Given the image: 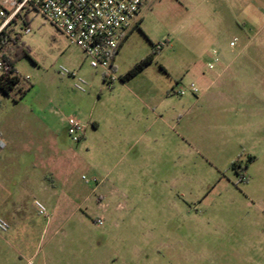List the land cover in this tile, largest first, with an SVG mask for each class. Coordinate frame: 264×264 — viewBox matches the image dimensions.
Instances as JSON below:
<instances>
[{
	"label": "rangeland",
	"instance_id": "374dc122",
	"mask_svg": "<svg viewBox=\"0 0 264 264\" xmlns=\"http://www.w3.org/2000/svg\"><path fill=\"white\" fill-rule=\"evenodd\" d=\"M248 5L253 24L242 31ZM137 24L115 56L113 82L40 16L18 17L1 36L12 43H0V59L1 49L14 54L20 82L9 96L0 90V191L5 198L10 191L34 229L0 237V264H264V92L256 89L251 116L238 118L230 67L223 87L207 95L227 101L217 109L194 103L207 92L189 72L197 62L210 76L216 70L206 64L217 55L264 54V0H158ZM150 55V65L122 81ZM255 62L264 68V58ZM60 67L85 79L86 93ZM260 77L252 76L258 85ZM147 95L159 100L155 113L164 121L152 132L137 120ZM14 100L32 112L15 110ZM46 105L84 123L86 140L73 143L67 129L45 133ZM12 117L13 127L4 123ZM143 130L152 140L140 138Z\"/></svg>",
	"mask_w": 264,
	"mask_h": 264
},
{
	"label": "built area",
	"instance_id": "2783aa9c",
	"mask_svg": "<svg viewBox=\"0 0 264 264\" xmlns=\"http://www.w3.org/2000/svg\"><path fill=\"white\" fill-rule=\"evenodd\" d=\"M154 0H6L1 8L0 33L10 27L15 20L30 15L40 16L51 24L58 33L83 53L90 67L101 69L107 82L116 80L113 74V62L117 51L123 44L130 30L136 25L141 10ZM30 32L29 28L24 31ZM234 46V43H231ZM209 68H213L209 65ZM59 74L74 79L73 88L86 93L88 82L82 77L60 67ZM11 68L0 59V77L13 78ZM190 92L197 93L194 84ZM180 91L179 95H183ZM67 133L73 143H80L85 135L86 125L74 116L64 117ZM5 147L0 141V151ZM85 179V177H83ZM38 215L47 217V208L35 201ZM98 226L104 225L102 218L96 221ZM9 231L8 223L0 219V234Z\"/></svg>",
	"mask_w": 264,
	"mask_h": 264
},
{
	"label": "crops",
	"instance_id": "0c3cea01",
	"mask_svg": "<svg viewBox=\"0 0 264 264\" xmlns=\"http://www.w3.org/2000/svg\"><path fill=\"white\" fill-rule=\"evenodd\" d=\"M6 0H0V5L5 2ZM158 0H154L152 3L147 4L146 6L143 7V9L140 12V15L137 18L136 24L141 20L142 12L145 9L151 8L154 3ZM252 8L248 5L244 11L242 12L241 18L238 21L237 25L239 28L242 29V31L245 30V28L249 25L253 24V18L250 16L251 15ZM9 28V27H8ZM7 29H5V34L7 33ZM8 39L6 42L3 44V46L7 45V43H12L11 42V37L8 36ZM234 47V46H233ZM2 48V47H1ZM1 55L4 57H12L13 53L8 55L5 52H2L1 49ZM264 58V54H253L251 52H238L234 54L231 58H229L227 55H217L215 59L210 60L207 62L206 66L208 67L209 65H212L213 68H210L211 70H216L215 72H210V76L206 75L205 73H201L198 70V63L192 64V67H190L189 72H192L195 76H197V81L200 83L201 87L204 89V92H207L205 95L201 96L200 98L194 100V103H200V102H208L211 105L209 106L210 108L216 107V109L222 105V103H227V101L223 100L220 95L214 96L215 98H208L211 90H218L222 88V84H220L219 80L221 78V75L227 71V69L230 67L232 71V75L235 77L236 82H234L231 85V90H232V96H231V101L230 103L233 105L232 112H234L235 116L240 118H246L251 116V108L255 106L256 103V98H255V92L256 89H260V91L264 92V68L259 67L258 63L255 62V60L258 58ZM117 57V56H116ZM113 62V68L115 64V60ZM230 59V61L228 60ZM215 63L218 65L216 66ZM219 67V68H218ZM16 69V68H15ZM209 69V68H208ZM209 70V71H211ZM17 72V71H16ZM254 74H257L260 77L258 80H260V84H256L254 80H257L256 78H252ZM104 78V77H103ZM254 79V80H253ZM105 80V79H104ZM15 89V88H13ZM12 89V90H13ZM12 92V91H11ZM146 92L150 93L148 89H146ZM27 93V92H26ZM22 96L21 99H23L26 95ZM10 94V93H9ZM208 95V97H207ZM148 99H142L139 102V109H140V114L137 117V120L139 121L138 123H142L144 126V122L146 121V127L149 132H152L153 129L156 127L157 123L160 121H163V117L159 116L155 112L159 108V100L150 98L149 95H147ZM207 97V98H206ZM208 100V101H207ZM14 109L19 108L22 106V109L25 112H32L31 109L27 105L23 104H18L16 100H14ZM229 102V101H228ZM191 104V103H190ZM155 108V110H154ZM16 110V109H15ZM14 110V111H15ZM191 110H188V113H190ZM221 113V112H220ZM41 115V120L43 127H45L46 132L48 134H54L58 133L62 129H67L66 124L64 122V117L59 116L58 110L56 107L48 106L46 105L45 107L40 110ZM219 112L216 110L215 115H218ZM220 115V114H219ZM175 115L173 114L172 116L168 117L169 119L174 120ZM89 124L92 125L93 130H98L100 128L99 121L88 119ZM15 118L12 117L11 119L8 118L6 122L4 123H9L11 124V127L14 126L15 124ZM141 126V128H142ZM5 128V126H4ZM3 128V130H5ZM1 129V127H0ZM131 128L129 126H125L124 131L129 132ZM86 132V131H85ZM5 133V131H4ZM146 135L145 131L143 130L141 133L140 138H142ZM153 134V133H152ZM7 135V134H6ZM147 136V135H146ZM145 139L149 142L152 140L150 139L149 136L145 137ZM13 140L12 135H8L7 141L10 143ZM82 140H86V134L84 135ZM1 141V140H0ZM6 148V143L3 141ZM4 149L0 151V157L2 156ZM7 196L6 198L3 197L5 191H0V219L5 220L9 224V231L6 234H0V237L4 235V239H19L20 236L23 235H28L29 233L33 232V227L31 226L30 223H27L25 220V212H23V208L21 204H17L14 201H9L11 193L10 191H6ZM23 214V215H22ZM26 250L28 252H34L33 248L30 246V242L28 240L25 241L24 244ZM32 254V253H31ZM36 256V253L32 254V258Z\"/></svg>",
	"mask_w": 264,
	"mask_h": 264
},
{
	"label": "trees",
	"instance_id": "16d2710c",
	"mask_svg": "<svg viewBox=\"0 0 264 264\" xmlns=\"http://www.w3.org/2000/svg\"><path fill=\"white\" fill-rule=\"evenodd\" d=\"M138 26V24H136ZM5 34V30H3L0 33V43L4 44L3 39H1V36ZM15 44V43H13ZM118 52V51H117ZM14 55V54H13ZM3 61L8 64L11 68V73L15 74L13 78H7L4 79L0 77V90L7 96H9V93L12 91V89L20 82V77L15 69V61L12 60L10 57H4L2 56ZM153 60V55L148 56L146 59L141 61L138 65H136L131 71H129L123 78L122 81H127L131 78H133L135 75H137L139 72H141L145 67L150 65ZM252 161V158L249 159ZM231 169L234 170L237 174H240L241 167L240 163L238 161H234L231 165Z\"/></svg>",
	"mask_w": 264,
	"mask_h": 264
}]
</instances>
